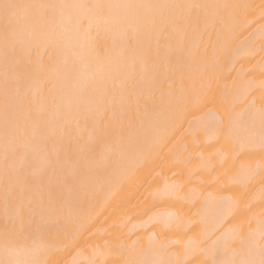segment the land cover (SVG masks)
Segmentation results:
<instances>
[{
    "label": "bare ground",
    "instance_id": "bare-ground-1",
    "mask_svg": "<svg viewBox=\"0 0 264 264\" xmlns=\"http://www.w3.org/2000/svg\"><path fill=\"white\" fill-rule=\"evenodd\" d=\"M11 2L55 7L0 22V261L259 260L264 0Z\"/></svg>",
    "mask_w": 264,
    "mask_h": 264
},
{
    "label": "snow or ice",
    "instance_id": "snow-or-ice-1",
    "mask_svg": "<svg viewBox=\"0 0 264 264\" xmlns=\"http://www.w3.org/2000/svg\"><path fill=\"white\" fill-rule=\"evenodd\" d=\"M33 7H39L42 9H46L48 7H55V6H46V5H23L19 3L11 2V0H0V22L3 24V32L4 38L7 42L9 39H21L23 38V33L20 28L21 22L26 17L25 10ZM75 7L80 8H87L88 5H76ZM92 7H99V6H92ZM111 7V6H109ZM118 7L124 8H167L170 7L168 5H122ZM199 7V6H196ZM261 9L264 10V3L260 5ZM262 18H264V11H262ZM24 162V157H20V164L22 165ZM15 191L14 187L6 188L5 191V205L6 211L8 208L10 197L12 196L13 192ZM7 238V232H6ZM264 239V236H262ZM0 264H5L4 261H0ZM11 264V262H9ZM239 264H264V244L261 245L260 248V258L259 260L256 259H245L239 262Z\"/></svg>",
    "mask_w": 264,
    "mask_h": 264
}]
</instances>
